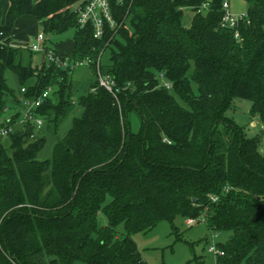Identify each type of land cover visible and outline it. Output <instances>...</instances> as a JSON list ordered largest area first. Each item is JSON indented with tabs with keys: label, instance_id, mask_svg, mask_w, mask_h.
Masks as SVG:
<instances>
[{
	"label": "trees",
	"instance_id": "1",
	"mask_svg": "<svg viewBox=\"0 0 264 264\" xmlns=\"http://www.w3.org/2000/svg\"><path fill=\"white\" fill-rule=\"evenodd\" d=\"M222 1L110 0L115 26L97 39L90 24L77 23L73 4L83 0H9L0 23V115L8 70L25 100L49 92L34 109L40 127L19 122L24 106L0 124L12 125L0 136V264H147L132 234L177 216L230 232L215 243L222 264H264V149L260 133L246 135L227 114L233 98L246 99L264 125V0H245L233 28L222 25ZM24 15L37 18L46 49L57 53L47 39L73 29L64 55L91 58L94 75L99 57L113 92L96 80L74 98L73 70L22 63L34 51L11 32ZM75 110L51 159L38 160L44 138L36 131L44 121L55 130Z\"/></svg>",
	"mask_w": 264,
	"mask_h": 264
},
{
	"label": "rangeland",
	"instance_id": "2",
	"mask_svg": "<svg viewBox=\"0 0 264 264\" xmlns=\"http://www.w3.org/2000/svg\"><path fill=\"white\" fill-rule=\"evenodd\" d=\"M78 4L75 2L73 7H77ZM229 4L231 10L236 8L235 10L240 11H245L248 6L245 0H229ZM191 15L190 9H184L183 22L186 26L190 24ZM35 33L36 31L30 29L28 35L31 39L23 41L22 45L27 46L30 41L34 40ZM72 36L73 29L60 34H52L46 44L53 47L56 42L70 41ZM109 56L110 50L106 49L101 55V62L103 64L108 63ZM22 63L38 68L41 66L48 67V61H46L44 53L40 51L30 55L23 52ZM6 81L11 93L5 98L8 108L0 115V124L17 113H22L25 100L24 93L20 91L21 83L10 70L6 72ZM95 81L96 76L91 73L89 67L79 66L75 68L72 72L73 97L86 94L90 85ZM192 89L197 93V85L194 82H192ZM16 99H20L21 102L18 103ZM249 108L250 102L248 100L235 97L231 101L227 114L243 126L246 135L260 133V146L264 149V134L259 129L261 123L255 115L249 114ZM77 114L78 111L75 110L62 117L55 130L48 122L44 121L42 127L36 131L37 136L44 138V144L36 156L38 160L51 159L56 141L66 135L71 126L72 118ZM129 126L132 131L138 129L139 118L134 112L129 114ZM97 220L100 225L106 224V218L101 213H99ZM186 220L188 218L177 216L172 222L162 220L146 232L138 231L132 234V239L147 264H222L213 253L208 251V246L224 243L230 236V232L210 230L201 218L194 219L192 224L186 223ZM74 264L85 263L75 261Z\"/></svg>",
	"mask_w": 264,
	"mask_h": 264
},
{
	"label": "built area",
	"instance_id": "3",
	"mask_svg": "<svg viewBox=\"0 0 264 264\" xmlns=\"http://www.w3.org/2000/svg\"><path fill=\"white\" fill-rule=\"evenodd\" d=\"M115 2L122 3L124 0H115ZM75 11L77 23L80 25V27L90 24L94 38H101L104 35L106 28H113L115 26V21L110 8V0H83L82 3L78 4ZM222 11L223 26L233 28L236 26L237 21L244 17V12L235 13L231 10L229 0L222 1ZM234 35L237 37L238 33L235 32ZM45 40L46 37L43 33H37L34 37V40L27 44V48L34 52H44L48 62L62 69L74 70L79 66L88 67L91 65L92 59L89 57L74 59L69 55L57 53L53 49H46ZM95 76L99 86L104 87L110 92H113L115 81L111 75L104 74L100 71L99 57L96 59L95 63ZM159 76L162 79V84L165 87H169L170 83L163 78V74L159 73ZM21 91H24L23 87H21ZM48 92L49 89L43 91L41 95L34 99H27L24 101V112L19 122L33 121L37 128L40 127L42 121L40 118L35 116L34 109L43 102L44 98L48 95ZM259 126L264 133V125L259 124ZM9 131H12V125L2 126L0 128V136L7 134ZM216 198V196H211L213 201L216 200ZM193 222V218H188V220H186V223L189 224H192ZM208 251L214 255L223 254V252L215 244L209 245Z\"/></svg>",
	"mask_w": 264,
	"mask_h": 264
},
{
	"label": "crops",
	"instance_id": "4",
	"mask_svg": "<svg viewBox=\"0 0 264 264\" xmlns=\"http://www.w3.org/2000/svg\"><path fill=\"white\" fill-rule=\"evenodd\" d=\"M8 4H9V0L0 1V23H2L4 20V16L8 8ZM235 9L236 8L232 10L235 13L244 12V11L235 10ZM30 17L34 20H32ZM30 29H33L34 31H36L34 35L41 32L38 26L37 18L34 16H30V15H24V16L19 17L16 20L15 25L11 32V37L13 38V42L16 44H23V41H28L30 38L28 35ZM47 40H49V38ZM73 47H74L73 39H71L70 41L66 40L63 42L62 41L56 42L53 46V48H55L58 52L63 53V54L71 53Z\"/></svg>",
	"mask_w": 264,
	"mask_h": 264
}]
</instances>
